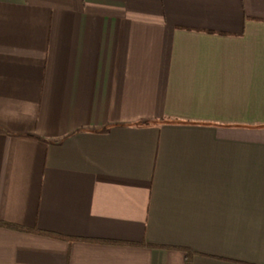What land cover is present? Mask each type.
I'll return each mask as SVG.
<instances>
[{
  "label": "crops",
  "instance_id": "crops-1",
  "mask_svg": "<svg viewBox=\"0 0 264 264\" xmlns=\"http://www.w3.org/2000/svg\"><path fill=\"white\" fill-rule=\"evenodd\" d=\"M0 264H264V0H0Z\"/></svg>",
  "mask_w": 264,
  "mask_h": 264
},
{
  "label": "trees",
  "instance_id": "trees-1",
  "mask_svg": "<svg viewBox=\"0 0 264 264\" xmlns=\"http://www.w3.org/2000/svg\"><path fill=\"white\" fill-rule=\"evenodd\" d=\"M0 224L5 225L7 227H11L14 229H21V230H27V231H35V232H39V233H44L38 230H30L28 228H25L23 226L14 224V223H6V222H0ZM185 252H186V261L187 264H193V257L195 255V251H193L191 248H187V247H183L182 248Z\"/></svg>",
  "mask_w": 264,
  "mask_h": 264
}]
</instances>
